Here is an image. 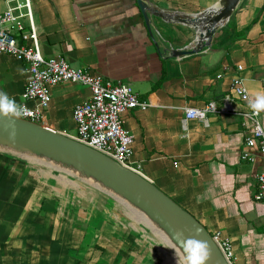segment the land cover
I'll list each match as a JSON object with an SVG mask.
<instances>
[{"label": "crops", "instance_id": "obj_1", "mask_svg": "<svg viewBox=\"0 0 264 264\" xmlns=\"http://www.w3.org/2000/svg\"><path fill=\"white\" fill-rule=\"evenodd\" d=\"M10 1L0 0V11ZM151 1L195 12L217 0ZM30 7L43 55L59 54L104 80L128 82L149 102L124 114L133 137L130 164L209 232L228 236L234 264H264V201L253 198L255 175L263 169L261 152L250 148L254 162L241 158L244 126L237 114L209 111L205 120H184L185 106L201 108L214 100L219 108L235 74L249 93V104L234 97L235 107L245 109L264 94V0H239L210 46L181 56H172L168 47L189 43L192 28L151 16L152 38L135 0H30ZM28 77L22 60L0 52V92L20 102ZM50 90L40 123L70 134L73 106L90 90L73 81ZM259 120L264 127V110ZM19 157L0 150V264L146 263L129 260L131 240L87 202L84 212L73 198L65 202L45 194L42 217L34 221V214L24 215L21 209L30 204L36 182L20 180Z\"/></svg>", "mask_w": 264, "mask_h": 264}, {"label": "built area", "instance_id": "obj_2", "mask_svg": "<svg viewBox=\"0 0 264 264\" xmlns=\"http://www.w3.org/2000/svg\"><path fill=\"white\" fill-rule=\"evenodd\" d=\"M26 18L27 22H24ZM0 52L12 54L26 64L29 77L26 80L21 98L17 103L23 107L25 118L35 122L43 119V109L51 100L53 85L64 81L79 82L88 86L89 97L73 106L72 116L75 133L72 138L106 154L118 163L142 174L130 164L133 151V137L124 126V114L133 108H146L147 100L141 99L128 82H112L93 74L85 66H73L62 55L45 56L38 43V34L34 24L30 0H11L0 11ZM242 68L241 64L237 65ZM264 82V81H263ZM249 104V93L243 78L235 74L231 78L229 92L223 95V103L217 108L214 100L203 107L185 106L184 120L200 118L205 120L209 111L232 113L241 117L244 126V148L240 156L255 161L250 148H257L262 154L263 169L256 173V189L253 198L264 201V127L259 113L248 106L245 109L233 105V99ZM29 101H34L33 105ZM177 165V162H173ZM213 241L228 264H234V250L230 238L220 230L210 232Z\"/></svg>", "mask_w": 264, "mask_h": 264}, {"label": "water", "instance_id": "obj_3", "mask_svg": "<svg viewBox=\"0 0 264 264\" xmlns=\"http://www.w3.org/2000/svg\"><path fill=\"white\" fill-rule=\"evenodd\" d=\"M135 1L152 38L151 16L167 22L183 23L192 28L194 36L189 43L181 47H168L172 56H181L210 46L212 34L228 19L239 0H217L195 12L163 8L151 0ZM9 123L7 118L0 117V148L3 151L42 157L110 189L141 210L166 234L179 249L184 264L187 262L182 240L188 239L208 242L211 259L206 264H228L206 227L142 174L66 133L25 118L20 117L14 121L16 135L10 139L5 130ZM178 233H182V237Z\"/></svg>", "mask_w": 264, "mask_h": 264}, {"label": "rangeland", "instance_id": "obj_4", "mask_svg": "<svg viewBox=\"0 0 264 264\" xmlns=\"http://www.w3.org/2000/svg\"><path fill=\"white\" fill-rule=\"evenodd\" d=\"M23 20L27 22L26 18ZM74 133L75 130L70 134ZM18 155H20L17 159L19 160L20 180L30 179L36 182L30 204L28 203L23 211L21 209L24 215L34 214V221L39 220L42 217L45 194L47 196L56 194L65 202L73 198L76 202H81L80 209L84 212L87 211V202L89 203L88 208L94 207L95 211L103 212L114 227L121 228L126 241L131 240L132 244L128 246L131 253L129 260L134 261L137 258L146 262L144 264H184L177 252L164 241V238L162 239L149 222L143 219L142 214L136 215L128 204L122 203L113 194L51 164L23 154ZM11 156L18 158L14 154ZM12 167L8 165L10 171L16 172L15 166ZM34 202H36L35 209L33 208ZM135 240L138 243H135Z\"/></svg>", "mask_w": 264, "mask_h": 264}, {"label": "clouds", "instance_id": "obj_5", "mask_svg": "<svg viewBox=\"0 0 264 264\" xmlns=\"http://www.w3.org/2000/svg\"><path fill=\"white\" fill-rule=\"evenodd\" d=\"M250 107L254 112L259 113L264 110V94H258L255 102L251 103ZM23 107L17 105L14 99H10L6 93L0 92V117L7 118L10 123L5 129L8 131L10 139H14L16 128L14 121L23 115ZM182 237V233H178ZM185 260L187 264H206L211 259V248L207 241L188 239L182 240Z\"/></svg>", "mask_w": 264, "mask_h": 264}, {"label": "bare ground", "instance_id": "obj_6", "mask_svg": "<svg viewBox=\"0 0 264 264\" xmlns=\"http://www.w3.org/2000/svg\"><path fill=\"white\" fill-rule=\"evenodd\" d=\"M0 150H2L1 148H0ZM9 151H11V150H9ZM12 152H14V151H12ZM15 153H18V152H15ZM18 154H23V155H26V156H29V157H31V158H33V159H36V160H39V161H43V162H46V163H48V164H51V165H53V166H55V167H57V168H59V169H61V170H63V171H66V172H69V173H71V174H73V175H75V176H77V177H79V178H81L82 180H85V181H88V182H90L91 184H93V185H95V186H97V187H99V188H102V189H104L105 191H107L108 193H111V194H113L115 197H117L120 201H122V203L124 202L125 204H128L133 210H134V213L136 214V215H141L142 214V217H143V219L145 220V221H147V222H149L150 224H151V226H152V228L156 231V232H158L159 234H160V236L162 237V238H164L165 239V241L177 252V254H178V256L182 259V256H181V253H180V251H179V249L168 239V237L166 236V234L156 225V224H154L141 210H139L137 207H135V206H133L132 204H130L127 200H125L124 198H122V197H120L119 195H117V194H115L114 192H112L110 189H108V188H105L104 186H102L101 184H99L98 182H96V181H94L93 179H91V178H88V177H81L76 171H74V170H71V169H69V168H66V167H63V166H61V165H59V164H57V163H55V162H52V161H50V160H46V159H44V158H42V157H37V156H33V155H28V154H24V153H18ZM183 260V259H182ZM184 262V261H183Z\"/></svg>", "mask_w": 264, "mask_h": 264}]
</instances>
